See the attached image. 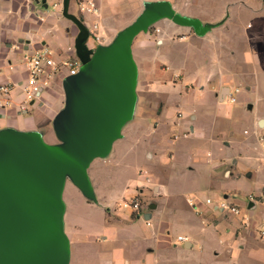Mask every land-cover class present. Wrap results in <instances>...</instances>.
<instances>
[{
  "label": "crops",
  "instance_id": "obj_1",
  "mask_svg": "<svg viewBox=\"0 0 264 264\" xmlns=\"http://www.w3.org/2000/svg\"><path fill=\"white\" fill-rule=\"evenodd\" d=\"M148 1L158 0H95L92 13L70 0V11L103 35L117 30L123 9ZM166 1L210 27L200 34L162 17L134 39L133 130L114 142L108 162L88 168L99 218L64 216L69 264H264V0ZM59 7L58 0H0V84L12 85L0 92V133L46 130L57 141L44 112L51 91L60 103L79 31ZM42 47L60 65L58 90L28 101L22 55ZM137 194L148 199L141 215L118 209ZM225 196L249 208V223L206 202Z\"/></svg>",
  "mask_w": 264,
  "mask_h": 264
},
{
  "label": "water",
  "instance_id": "obj_2",
  "mask_svg": "<svg viewBox=\"0 0 264 264\" xmlns=\"http://www.w3.org/2000/svg\"><path fill=\"white\" fill-rule=\"evenodd\" d=\"M62 14L78 27L74 51L82 62L79 72L63 80L65 107L54 119L63 142L47 144L37 132L0 133V264H69L65 181L71 177L84 194L94 197L88 168L111 150L133 112L138 73L132 51L135 37L162 17L194 27L200 34L210 27L176 13L166 0L148 1L111 44L90 48V30L70 11V0L62 1Z\"/></svg>",
  "mask_w": 264,
  "mask_h": 264
},
{
  "label": "built area",
  "instance_id": "obj_3",
  "mask_svg": "<svg viewBox=\"0 0 264 264\" xmlns=\"http://www.w3.org/2000/svg\"><path fill=\"white\" fill-rule=\"evenodd\" d=\"M81 9L92 13H97L98 8L96 6L95 0H88L87 2H81ZM90 32V37L88 40V46L90 48H95L94 43H100V36L95 33L97 30V24H94ZM22 61L26 66L29 76L25 84L23 85V90L28 101H35L41 97L43 92L48 89L53 79L58 75L60 71V65L53 59L52 52L47 47L34 48L26 50L22 55ZM65 65L68 67V72L64 78L70 74H76L79 72L82 65L81 60L75 54L70 60H68ZM12 89L10 84H0V92L8 94ZM235 98L232 97L231 101ZM186 134V133H184ZM261 142L262 151L264 154V138H259ZM146 174V172H141ZM250 202H254L257 199V194L250 193L247 196ZM206 202L212 204L216 209L222 212H226L232 215L242 216L245 223H249L251 220L250 210L244 205H239L235 203L228 196L215 199L213 197H207ZM121 207L130 211L133 215H141L143 202L140 195H135L131 198H126L123 200ZM179 241H185L186 238L183 236L178 237Z\"/></svg>",
  "mask_w": 264,
  "mask_h": 264
},
{
  "label": "rangeland",
  "instance_id": "obj_4",
  "mask_svg": "<svg viewBox=\"0 0 264 264\" xmlns=\"http://www.w3.org/2000/svg\"><path fill=\"white\" fill-rule=\"evenodd\" d=\"M58 1L60 2V7H59L60 16L62 18H66L62 14V1L63 0H58ZM79 1H83V0H77V2H79ZM79 3H81V2H79ZM143 10H144V5H140L137 8L123 9L122 12H121L122 13L121 19L119 20V25H117V27H116L117 30H115V31L113 30L112 32H108V33H105V34L101 35L98 30H95V33H97L100 36V44H102V45L111 44L113 42V40L115 39V37L117 36V34L120 31H122L124 28H126L127 26L132 24L138 18V16L143 12ZM76 15L78 17H80L82 20L85 21V19L83 18L82 15H79V14H76ZM66 20H67V18H66ZM66 22H72V21H66ZM70 24H74V23L72 22ZM74 26H76V25L74 24ZM152 26L153 25H150L149 29H154L155 30V27H152ZM76 28H77V26H76ZM88 28H89V30L91 32L92 31L91 30L92 27H91L90 23H89ZM141 32H144V30L141 31ZM141 34L142 35H140V36H143V33H141ZM135 38H137V37H135ZM152 49L153 48L149 49V53L151 55L153 54V50ZM73 50H74V45H73ZM52 57H54V56L52 55ZM64 68L68 69L67 66L64 67ZM138 78H139V76H138V73H137L136 89H135L136 90V97H135V101H134V105H133L134 108H133V112L131 113V118L129 120H127L122 126V129H121L122 136H124V134H127V133H129V132H131L133 130L134 113L136 111V105L140 101V98L138 96L139 90L137 88V86H138L137 85L138 84ZM56 86H57V90H58V84L55 85V84L51 83L48 88L51 87L50 90H53V89L56 88ZM59 89L61 90V93H60L61 94L60 95L61 99H59L60 103L58 102V93H56V95L54 97V95H53L54 92L51 91V94L53 96L51 95V97H49V99L47 100L49 104H48V106H46L47 107L46 112H44V114L47 117V122H50L51 125L53 126V128H54V119H55L56 115L65 107V101H66V95H65V90H64V87H63V83L59 84ZM58 104H59V108H58ZM48 129H51V128H48ZM54 131H55V128H54ZM39 134H40L41 138L43 139V141L45 143H47V144L53 145V144H56V143H62L63 142L62 139H60L58 135H57V141L56 142H53V143L50 142V140L48 138H46V134H47L46 130L45 131L44 130H39ZM112 156L113 155H112V148H111V150L105 156L96 157L93 160V162H95V164L105 163V162H108V160H110L112 158ZM129 158H130L129 159L130 161L128 160L125 165H127V164L131 165V163H132L131 158L132 157H129ZM88 177H89V174H88ZM89 180H90V183L92 184L90 177H89ZM226 194L230 195V196H233V193H231V192H226ZM236 197L240 198L238 194L236 195ZM62 198H63V203H64V216H65V214L68 213V214H71L72 216H75V218L78 217V216H81V215H84V216L85 215H92L95 219L99 218V212H98V209H97L98 208L97 207V204H98L97 195L95 194L94 197H89L86 194H84L78 188V186H76V184L74 183V181L72 180L71 177H67L66 178ZM147 200H148L147 198L146 199L142 198L143 208L146 206ZM145 208H147V207H145ZM118 209L122 210V212H125L127 214V212H126L127 210L125 208L120 206V207H118ZM141 219H144V217H142Z\"/></svg>",
  "mask_w": 264,
  "mask_h": 264
}]
</instances>
